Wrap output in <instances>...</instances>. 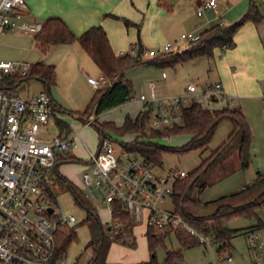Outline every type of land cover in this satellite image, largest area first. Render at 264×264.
Here are the masks:
<instances>
[{
	"label": "built area",
	"instance_id": "obj_1",
	"mask_svg": "<svg viewBox=\"0 0 264 264\" xmlns=\"http://www.w3.org/2000/svg\"><path fill=\"white\" fill-rule=\"evenodd\" d=\"M25 9L26 0H0V29L26 34L42 30V22L25 19ZM210 10L216 12L218 23H225L218 12V0H201L196 5L198 16ZM199 36L196 30L182 32L175 41L151 48L147 54L171 51L180 40H196ZM31 66L28 61L0 59V80L22 78ZM86 77L95 88L110 83L103 72L97 78L88 74ZM19 81L0 85V264H67L65 256L55 257L56 232L59 227L75 228L78 218L57 207L53 185L58 179V164L72 157L70 149L77 146L79 131L63 134L51 95L47 91L29 96L17 93L12 88ZM139 99L149 109L148 124L154 128L183 124V108L191 102L223 99L234 106V96L226 92L220 81L202 87L190 83L185 94L176 96L158 95L151 81L148 92ZM261 99L264 101V88ZM82 119L85 125H93L96 116L93 113ZM88 151L89 169L83 172V183L87 195L109 208L113 218L108 227L111 237L125 226L122 216L128 215L134 223L184 233L199 242L209 241L183 213L164 204L172 200L176 181L187 171L171 169L158 174L140 154L123 147L116 154V146L109 138L103 139L96 152L89 148ZM247 242L251 264H264V224L249 229ZM226 257L233 259L230 253Z\"/></svg>",
	"mask_w": 264,
	"mask_h": 264
},
{
	"label": "rangeland",
	"instance_id": "obj_2",
	"mask_svg": "<svg viewBox=\"0 0 264 264\" xmlns=\"http://www.w3.org/2000/svg\"><path fill=\"white\" fill-rule=\"evenodd\" d=\"M220 1L223 2L224 6L231 7L236 0ZM189 19L191 21V15H189ZM234 21L225 15V24ZM184 31H191V25H186V23L174 24L173 26L166 25L163 34L154 35L151 45L147 43V40H143L146 47H144L146 54L143 56V62L132 65L125 71V76L132 82V98L124 104L101 112L99 115L94 112L100 125L105 122H112L120 127L127 115L135 117L140 111L145 110L146 106L139 99V96L148 92L151 81L155 83L157 94L160 96L185 94L186 87L190 83H196L198 87H202L216 81H222L224 86L228 79H230V83L233 82L232 67H227L225 63L220 61L225 52L221 49H216L213 57L197 56L174 66L160 67L148 62L150 60L147 54L149 49H157L163 43L175 41ZM141 37L143 38L142 35ZM187 43L188 40H180L177 49L185 48ZM137 48L135 47L136 50ZM130 50L127 48L123 51L128 52ZM73 53L76 55L72 62L70 58ZM0 59L33 63L43 61L55 65L56 82L51 85L50 92L64 110L57 111L56 117L68 124L71 133L79 131V135H76L75 138L78 143L77 146L70 149V154L75 158L58 164L59 172L71 181L73 188L57 179L53 185V193L57 207L65 213H74L78 218L75 227L76 236L70 241L65 253L67 264H88L93 252V231L86 220L89 210H95L98 214L105 227L106 235L111 236L112 231L108 227L113 221L107 205L95 201L87 195V189L82 179L83 172L89 169L87 162L90 153L88 148L96 152L100 144L98 125H85L81 115L96 91V88L88 83L85 74L88 73L97 78L102 74L101 69L90 56L84 53L78 42L59 43L50 46L47 52H43L37 46L33 34H26L18 30L0 32ZM262 87L264 86L262 85ZM45 88V84L40 79L28 77L21 79L12 90L29 96L40 91H47ZM225 90L235 96L233 107L240 108L250 124L252 132L250 164L247 167L241 166L238 138L230 141L223 153L222 164L208 172L194 187L192 197L199 198L200 203L197 205H192L191 202L184 204V211L194 215L207 216L211 214L217 208V203L213 202L214 199L241 190L245 185L254 181L258 172L264 173V101L261 98L248 97L240 93L238 95L233 90L231 92L226 88ZM205 105L209 108H222L227 104L225 100L219 99L206 102ZM57 129L60 130V128L54 130L58 131ZM232 129V121L223 119L217 125L216 131L207 146L182 152L165 151L162 155V164H153V170L158 174H166L171 169L193 172L213 150L228 139ZM105 132L114 142L116 154L121 152L122 142H130L136 136L133 132L121 133L111 127H105ZM191 137L192 135L187 131H178L155 141L164 146L178 148L190 141ZM203 182L206 185L201 188L199 185ZM258 192V190L252 189L246 193L230 197L228 202L234 205L245 204L253 200ZM164 204L173 207L169 200H166ZM260 218L264 221V206L257 209V216H233L223 221L224 225L237 229L231 239L232 249L229 251L218 252L220 243L216 242L215 239L216 224L213 219H209L207 228L203 231L208 236V242L183 246L182 240L173 233L174 235L165 239L164 244L157 245L155 249L156 260L163 264L166 248H168L182 250L183 258L179 264H251L247 234L250 227L256 224ZM144 230V226L140 224L134 228V235L137 238L135 247L118 242L112 243L107 261L125 264L149 261L151 256ZM185 235L187 237V234ZM227 253L233 256V260L226 257Z\"/></svg>",
	"mask_w": 264,
	"mask_h": 264
},
{
	"label": "trees",
	"instance_id": "obj_3",
	"mask_svg": "<svg viewBox=\"0 0 264 264\" xmlns=\"http://www.w3.org/2000/svg\"><path fill=\"white\" fill-rule=\"evenodd\" d=\"M263 17L264 6L262 2H259L258 0H250L248 10L237 21L231 24L217 22L202 30L200 36L196 40L188 41L185 48H176L168 52L148 56L150 57L148 62L163 67L174 66L179 62L197 56L206 55L208 57H213L216 49L225 50L234 47L235 33L243 24L248 21L259 22ZM123 19L127 26L133 24L129 19ZM34 35L37 46L43 52H47L50 46L55 44L78 42L99 66L101 72L109 77L110 83L102 84L96 89L85 111L81 114L82 118L89 116L94 112L99 115L101 112L124 104L132 98V82L125 76V71L130 66L143 62V56L146 54V50L140 42V36L137 42V50L135 49V45H133L134 48H131L130 51L123 54H117L111 45L105 28L101 24L90 27L78 36L70 29L66 22L58 16L47 18L43 22L42 30ZM132 50H134V52H132ZM56 76L57 73L54 64L37 61L34 63L32 62V66L26 76L22 78L13 77L9 80L2 79L0 80V85L4 83H11L14 85L15 82L23 78L36 77L45 84V89L50 94V88L51 85L56 82ZM115 76L117 77L114 78ZM205 104L206 102H191L186 105L183 108V124L181 125L175 124L164 128L151 127L148 124L149 109L140 111L135 117L127 115L124 123L120 127H117L112 122H105L100 125L97 117L94 124L98 125L100 129V143L103 139H111V137L105 132V127H111L121 133H135L136 136L132 141L122 142V147L130 152L144 156L147 161L155 165L162 164V155L165 151L182 152L193 148H204L210 142L220 121L223 119H230L232 121L233 129L230 132L228 139L213 150L212 153L202 161L197 169L193 172H188L186 176L178 179L175 183L174 192L172 194L175 209L183 213L185 217L200 230L205 231L207 228V221L213 219L216 224L215 239L216 242L220 243L218 252L221 253L232 249L231 239L237 231V229L224 225L223 221L233 216H257V209L264 206V173L258 172L254 181L251 184L245 185L241 190L214 199L213 202L217 203V208L207 216L194 215L184 211L185 203L191 202L192 205L200 203L199 198L192 197L194 187L198 185V181H200L208 172L222 164L223 153L230 141L238 138L241 166L247 167L250 164L252 132L246 115L240 108L230 107L227 103V105L222 108H209ZM54 106L57 111H64L62 107H58L55 104ZM57 122L62 131L67 134L71 132L68 124L64 120L57 118ZM178 131H187L192 135L190 141L182 147H168L155 141L158 138ZM73 158L75 157L72 156L68 161ZM57 175L59 181L64 182L73 188L71 181L65 175L60 173L58 169ZM205 185L206 183L203 182L199 186L202 188ZM252 189L259 191L258 195L253 200L240 205H234L228 202L230 197L246 193ZM122 217L125 221V226H123L116 236L111 237L106 235L105 227L95 210H89L86 220L93 231V252L88 264H125L110 263L107 261V255L113 242L127 244L131 247L136 246V237L133 232V226L135 223L128 215H123ZM263 224L264 221L260 218L259 221L250 228L261 226ZM167 232L168 231H163L153 226H148L147 239L151 258L147 262L131 264H159L156 260L155 249L157 245L164 244V237ZM180 234L183 235L184 233ZM75 236V228H58L55 237L56 258L65 256L67 247ZM128 238L131 239V242L127 241ZM183 243L186 245L185 241H183ZM197 243L201 242L191 236V245ZM182 256L181 249L170 250L166 248V258L163 264H178Z\"/></svg>",
	"mask_w": 264,
	"mask_h": 264
},
{
	"label": "crops",
	"instance_id": "obj_4",
	"mask_svg": "<svg viewBox=\"0 0 264 264\" xmlns=\"http://www.w3.org/2000/svg\"><path fill=\"white\" fill-rule=\"evenodd\" d=\"M200 2L201 0H26L24 17L28 21L43 23L49 17L58 16L78 36L90 27L101 24L109 36L114 51L121 54L127 48H134L133 45L137 47L139 36L144 47L143 40H147V43L151 45L154 35L163 34L166 25L186 23L191 25V30L201 33L205 28L217 23L216 12L213 10L205 12L202 16L197 15L196 5ZM259 2H262L264 6V0ZM249 3L250 0H236L231 7H226L222 1L218 0V12L224 19L227 15L232 21H237L248 10ZM189 15H191V21ZM123 18L129 19L133 24L127 26ZM4 31L6 30L0 29V32ZM234 40V47L225 49L223 59L220 60L233 69L231 70L233 82L230 83L228 79L224 87L238 95L261 98L264 88L262 87L264 86V17L259 22L248 21L243 24L235 33ZM82 50L89 56L83 48ZM75 55L73 53L70 58L72 62ZM50 95L54 104L61 107L51 92ZM169 201L173 205L169 208H175L173 200ZM139 224L144 226L147 238L148 226L143 222L135 223L133 232ZM173 233L175 232L168 231L165 234L164 243L167 237L174 235ZM175 234L182 242H186V245L182 243L183 246L191 245V236Z\"/></svg>",
	"mask_w": 264,
	"mask_h": 264
},
{
	"label": "water",
	"instance_id": "obj_5",
	"mask_svg": "<svg viewBox=\"0 0 264 264\" xmlns=\"http://www.w3.org/2000/svg\"><path fill=\"white\" fill-rule=\"evenodd\" d=\"M51 210H52V208H51ZM110 228V227H109Z\"/></svg>",
	"mask_w": 264,
	"mask_h": 264
}]
</instances>
